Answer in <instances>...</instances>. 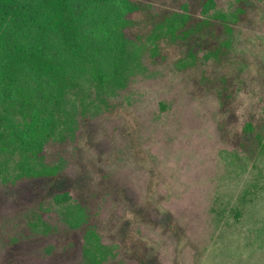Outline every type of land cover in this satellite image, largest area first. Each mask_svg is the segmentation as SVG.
Wrapping results in <instances>:
<instances>
[{
    "label": "rangeland",
    "instance_id": "1",
    "mask_svg": "<svg viewBox=\"0 0 264 264\" xmlns=\"http://www.w3.org/2000/svg\"><path fill=\"white\" fill-rule=\"evenodd\" d=\"M140 1L37 152L0 104V264H264V0Z\"/></svg>",
    "mask_w": 264,
    "mask_h": 264
},
{
    "label": "trees",
    "instance_id": "2",
    "mask_svg": "<svg viewBox=\"0 0 264 264\" xmlns=\"http://www.w3.org/2000/svg\"><path fill=\"white\" fill-rule=\"evenodd\" d=\"M142 7L140 0H0V104L12 109L11 133L22 154L37 152L51 109L71 83L65 61L89 66L100 96L108 29L120 20L125 23L126 14H140ZM162 30L157 22L151 33ZM204 30L193 25L182 41L191 42ZM189 56H194L192 46ZM23 94L28 96L26 107L19 104ZM49 169L30 168L25 176L60 180Z\"/></svg>",
    "mask_w": 264,
    "mask_h": 264
}]
</instances>
